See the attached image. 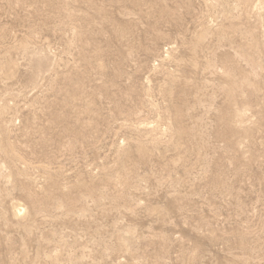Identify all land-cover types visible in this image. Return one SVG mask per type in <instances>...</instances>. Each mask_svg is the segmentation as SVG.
I'll return each mask as SVG.
<instances>
[{"label": "rangeland", "instance_id": "obj_1", "mask_svg": "<svg viewBox=\"0 0 264 264\" xmlns=\"http://www.w3.org/2000/svg\"><path fill=\"white\" fill-rule=\"evenodd\" d=\"M0 264H264V0H0Z\"/></svg>", "mask_w": 264, "mask_h": 264}]
</instances>
